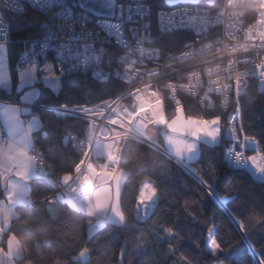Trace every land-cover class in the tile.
I'll return each instance as SVG.
<instances>
[{
	"label": "snow or ice",
	"instance_id": "6c2138e0",
	"mask_svg": "<svg viewBox=\"0 0 264 264\" xmlns=\"http://www.w3.org/2000/svg\"><path fill=\"white\" fill-rule=\"evenodd\" d=\"M90 79L106 87L92 93ZM252 82L264 110V0H0V264H204L181 251L186 243L209 264H264L253 237L264 232V190L260 210L250 208L251 193L239 181L222 188L217 156L204 151L221 148L224 172L264 184V119L246 125L241 103ZM84 88L99 103L58 104L48 91L73 101ZM181 96L204 111L186 114ZM143 171L163 182L183 171L200 199L161 200L145 178L129 214L127 182ZM206 202L218 205L210 218ZM113 235L123 237L115 248Z\"/></svg>",
	"mask_w": 264,
	"mask_h": 264
},
{
	"label": "trees",
	"instance_id": "16d2710c",
	"mask_svg": "<svg viewBox=\"0 0 264 264\" xmlns=\"http://www.w3.org/2000/svg\"><path fill=\"white\" fill-rule=\"evenodd\" d=\"M161 5L163 6V1L161 0ZM166 9V8H165ZM153 24V28L155 29V22L154 20L151 21ZM12 39H21L20 36H12ZM154 47H158V45H153ZM13 83L15 84L16 81L14 80ZM91 92L96 93L97 90L102 89L106 87L105 85L102 84V82L96 81L94 79H90L88 81ZM35 87H40V85H35ZM52 99L56 101L58 104L62 103H78V104H88L92 105L95 103H99V99L96 98L95 95H88L89 88H84L81 90L79 96L77 99L73 101L66 100L64 98L63 93L60 94L59 99L57 100L56 94L51 93V90H48ZM101 98H108L107 96H101ZM0 99H8V96L6 95L5 92L0 91ZM12 99H15V94L12 95ZM261 99L260 94L256 91V88L253 84L252 87V93L244 97V99L241 101L242 104H244V123L246 125H256L259 126L260 121L264 119V110H262L261 105L259 103V100ZM182 101L187 105V111L186 114H191L192 111L195 109L196 111H204L203 109H199L196 104H194L191 100L189 99H182ZM246 101L251 102V101H257L256 103H246ZM167 103V102H166ZM168 105V103H167ZM216 114H220L218 111ZM225 119V117H224ZM68 123H76L80 124L82 126H85V123L83 121H77V120H69ZM73 133L76 135H80L79 132H76L75 129H72ZM254 130H250L252 132ZM257 139L259 137L257 136ZM162 142V141H160ZM36 147L39 149L40 145L37 144ZM203 147V146H202ZM204 151L207 155H216L217 156V162L216 166L218 169L221 170V175H220V180H221V187L224 188L225 186L231 185L233 182L239 181L242 182L243 184V190L244 193H251L249 196V207H255L257 211H259V207L257 206L258 203L261 200L262 196V190H264V184H261L259 180L256 179V177L252 176L250 173H244L243 175H239L237 173H226L224 172L219 164V153L221 151V148H216L215 151L209 149V148H204ZM247 155H252L253 153L248 152L246 153ZM68 156L70 158H76L74 156V150L72 149L71 145H69V152ZM155 163L159 165L160 163L166 164L168 168L175 172L177 165L176 163L172 160L169 161L168 158L163 154V153H157L155 154ZM203 165L202 163H193L191 165L192 168H201ZM56 177H51V179H55ZM145 178H148L152 181H156V183L160 184L161 187L158 189L162 193L161 195V200L165 199V196L167 197V201H171L173 199L180 201L182 204L183 201L186 200H195V199H200V197L196 196L194 194V190L198 188V184L196 180L188 175L187 173H184L183 171H180L178 175L174 177H170V182H163L157 179L156 175H153L149 171H143L138 173L135 177L130 178L128 180V188L126 189V195H125V204L127 205V211L129 214H131L135 207H136V198H137V192L138 189L141 185V182L145 180ZM201 192H203V189H200ZM56 192V189H51L48 194H53ZM221 195H224V192H221ZM1 199V197H0ZM240 201L237 200L233 204L229 205L233 209V211L236 210L237 205H239ZM63 207V206H62ZM168 207L167 202L161 204V208L166 209ZM217 205L215 203H203V211L206 213V215L210 218L213 214L214 211L217 210ZM178 210V206L174 207L172 209L173 212H176ZM189 211H192L194 213H199L201 211V207L198 205L195 208L189 209ZM161 212L158 209L156 215L152 216L151 219H149L146 224L144 222H140V227H147L150 226L153 221L157 220L158 217H160ZM203 219V217H201ZM220 221H227V217L224 216L222 213L220 214L218 218V223ZM15 223V222H14ZM131 223L136 224L137 220L133 218L131 220ZM252 225L249 224V227ZM86 228H87V218L85 217L84 222H83V229L80 233V236L82 237L81 241V246L87 243V235H86ZM118 231L117 229L113 228H108L105 230V233H115ZM230 231H235L234 229H230ZM105 233H101V236L105 235ZM207 233L204 232V235ZM254 237V243L255 241H259V243H255L256 248L258 249L261 245H264V232H261L259 229L253 234ZM238 238V237H237ZM116 239L123 240V237H116L113 235L112 239L109 241L111 247L115 248L117 247L115 241ZM193 239L199 240L201 239L200 236H194ZM90 248L92 245H88ZM246 247V246H245ZM181 251L185 252L190 259H192L194 262L199 261L201 258L203 259L204 264H209L211 261L212 257L210 254H206V252H201L199 249L192 248L189 250L188 243L185 244V247L181 249ZM247 259L251 260V253L247 254ZM104 264H112L111 259L108 261L104 262Z\"/></svg>",
	"mask_w": 264,
	"mask_h": 264
},
{
	"label": "built area",
	"instance_id": "2783aa9c",
	"mask_svg": "<svg viewBox=\"0 0 264 264\" xmlns=\"http://www.w3.org/2000/svg\"><path fill=\"white\" fill-rule=\"evenodd\" d=\"M181 7H183V5H180ZM164 10H166V11H171V10H174V9H170V8H166V9H164ZM150 23H151V21H149ZM154 22H155V28L158 26V21H156V20H154ZM128 27H132V25L131 24H129L128 25ZM241 42H242V38H241ZM113 43H115V41H113ZM146 47H154L153 45H145ZM97 47H99V45H97ZM197 47H199V45H197ZM106 59V58H105ZM49 62H53L54 63V61H52L51 60V57L49 58ZM161 63H163V61H161ZM153 65L152 64H149L148 65V67H152ZM105 71H107V69L105 68ZM89 76H91V73H89ZM253 84H254V86H255V82H252ZM255 88H256V86H255ZM256 91L258 92V90L256 89ZM259 93V92H258ZM260 94V93H259ZM189 99V100H191L194 104H196V106H197V101L196 100H193V99H191V98H188V97H184V96H181L180 97V99L182 100V99ZM213 99H217L215 96H213ZM167 103H168V105L170 106L171 105V101H167ZM89 106H91V105H89ZM198 107V106H197ZM204 110V109H203ZM231 111H232V106H231V104L229 105V108H228V112H229V114L231 113ZM219 112V111H218ZM227 119V117L225 116V120ZM82 121V120H81ZM84 122V121H83ZM74 134V133H73ZM74 135H76V134H74ZM94 163H99L98 161H94ZM56 179V178H55ZM59 191H61V189L60 188H56V192H59Z\"/></svg>",
	"mask_w": 264,
	"mask_h": 264
},
{
	"label": "crops",
	"instance_id": "0c3cea01",
	"mask_svg": "<svg viewBox=\"0 0 264 264\" xmlns=\"http://www.w3.org/2000/svg\"><path fill=\"white\" fill-rule=\"evenodd\" d=\"M31 89L30 88H25V91H30ZM0 91H3V90H0ZM4 92V91H3ZM3 125H4V118L2 117V116H0V127H3ZM175 163H176V161L175 160H173ZM140 187H139V189H138V192H137V197L139 196V194H140ZM1 199H3V197H1Z\"/></svg>",
	"mask_w": 264,
	"mask_h": 264
},
{
	"label": "rangeland",
	"instance_id": "374dc122",
	"mask_svg": "<svg viewBox=\"0 0 264 264\" xmlns=\"http://www.w3.org/2000/svg\"><path fill=\"white\" fill-rule=\"evenodd\" d=\"M140 188H141V185H140ZM140 192V191H139ZM86 235H87V232H86ZM207 235V234H206Z\"/></svg>",
	"mask_w": 264,
	"mask_h": 264
},
{
	"label": "water",
	"instance_id": "95a60500",
	"mask_svg": "<svg viewBox=\"0 0 264 264\" xmlns=\"http://www.w3.org/2000/svg\"><path fill=\"white\" fill-rule=\"evenodd\" d=\"M163 1V4H164V0H162ZM217 205V204H216ZM218 206V205H217Z\"/></svg>",
	"mask_w": 264,
	"mask_h": 264
},
{
	"label": "bare ground",
	"instance_id": "6f19581e",
	"mask_svg": "<svg viewBox=\"0 0 264 264\" xmlns=\"http://www.w3.org/2000/svg\"><path fill=\"white\" fill-rule=\"evenodd\" d=\"M216 204V203H215Z\"/></svg>",
	"mask_w": 264,
	"mask_h": 264
}]
</instances>
